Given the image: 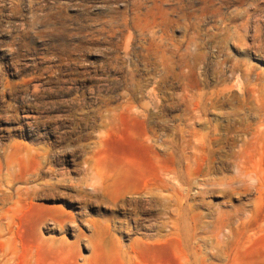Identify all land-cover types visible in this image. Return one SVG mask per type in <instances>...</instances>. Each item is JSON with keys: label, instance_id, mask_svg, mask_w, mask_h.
I'll list each match as a JSON object with an SVG mask.
<instances>
[{"label": "rangeland", "instance_id": "1", "mask_svg": "<svg viewBox=\"0 0 264 264\" xmlns=\"http://www.w3.org/2000/svg\"><path fill=\"white\" fill-rule=\"evenodd\" d=\"M0 264H264V0H0Z\"/></svg>", "mask_w": 264, "mask_h": 264}]
</instances>
